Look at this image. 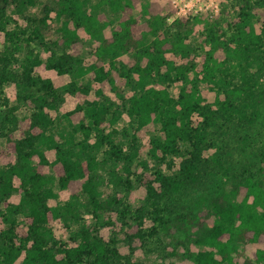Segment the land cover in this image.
I'll use <instances>...</instances> for the list:
<instances>
[{
  "label": "trees",
  "instance_id": "trees-1",
  "mask_svg": "<svg viewBox=\"0 0 264 264\" xmlns=\"http://www.w3.org/2000/svg\"><path fill=\"white\" fill-rule=\"evenodd\" d=\"M20 1L36 5L27 16L33 25L34 37L52 36L51 43L61 49L59 53L52 51L47 60V67L59 74L71 72L79 62L83 46L81 32L98 40L92 51L94 60L80 67V72L89 74L97 84L99 95L111 91L119 93L122 86L131 85L135 92L129 97L128 113L136 119L137 125L132 127L130 151L123 155L111 134L105 133L106 125L112 124L105 119L108 108L97 99L87 100L89 85L71 82L68 91L79 101L63 117L73 130L83 132L84 136L74 143L78 149L73 144L67 145L66 142L71 141L70 134L67 138L63 132H50L52 119L46 110L56 108L60 93L50 78L31 75L32 68L41 63L39 58H26L18 80L17 74L6 69L8 56H0V86L13 79L17 84L36 87L43 92L38 96V110L26 120H18L13 114L15 108L0 97L1 103L7 105L0 129L6 130L2 133L7 136L8 151L16 155L14 163L0 168V201L6 205L2 218L7 224L0 230V264H114L117 251L96 232L82 230L78 233L79 241L72 246L62 245L55 238L50 224L63 209L49 205V199L56 194L48 185L44 166L52 167L60 188L69 192L70 201L64 212H73L75 216L76 205L82 198L95 213L111 204L110 200L100 197L99 185L91 175L97 164L91 150L104 143L109 144L111 157L125 161H131L141 149L151 151L155 158L181 155L179 167L173 174L158 170L142 174L140 182L150 198L167 199L192 185L205 161L207 126L215 123L216 114L246 116L242 107L254 92L247 70L258 53H262L264 8L256 7L249 0H240L234 17L222 18V14L216 13L207 18L199 13L177 15L171 4L161 5L155 0H98L95 9L107 5L119 14L116 25L105 36L104 29L109 21L105 20L104 13L88 9L91 0ZM169 16L173 17L170 22ZM200 25L197 41L201 48L205 46L201 53L189 41ZM0 30L5 31L9 40L19 39L20 32L5 30L3 7L0 8ZM229 75L231 78L239 76L243 83L230 87ZM170 82L180 84L176 96L168 90ZM210 91L216 92L211 104L208 102ZM242 94L245 98L236 103L235 99H241ZM195 114L203 116V122L194 120ZM17 129L21 137L12 134ZM92 130L96 131L97 140L89 149L86 138ZM142 134L151 137L139 146L135 138ZM59 137L65 141H60ZM181 143H188V148L182 151ZM42 145L55 150L52 161L47 159ZM257 170L258 174L249 172L237 182L234 192H239V199L214 197L203 210L209 222L200 224L205 231L196 241L204 249L195 255L197 264H262L264 163ZM129 172L126 165L124 176L112 172V179L129 187ZM14 178L18 179L17 186ZM14 190L20 192L16 204L7 201ZM17 214L22 215V220L17 219ZM160 219L163 225L170 224L167 219ZM141 225L139 219L129 227L126 233L129 241L143 238ZM243 242L257 243L260 247L246 255L240 250Z\"/></svg>",
  "mask_w": 264,
  "mask_h": 264
},
{
  "label": "rangeland",
  "instance_id": "rangeland-1",
  "mask_svg": "<svg viewBox=\"0 0 264 264\" xmlns=\"http://www.w3.org/2000/svg\"><path fill=\"white\" fill-rule=\"evenodd\" d=\"M155 1L161 5L171 4L174 8V0ZM183 1L187 3L186 14L199 13L207 18H211L216 13L222 14V18H232L236 15L241 3L240 0ZM249 1L260 9L264 8V0ZM97 2L98 0H91L88 9L105 14V20L109 21L104 29V35L107 36L111 28L116 25L119 14L113 12L107 5L95 9ZM91 6L93 7L89 8ZM2 7L5 9V30L20 32L18 33L19 39L12 41L7 38L4 30H0V56L7 55L9 59L6 69L12 70L20 80L21 69L26 58L38 57L41 63L32 68L31 75L50 78L60 93L61 99L56 108L46 109L48 116L52 119L50 132H63L67 138L70 134L71 141H67L66 144H73V147L78 149L79 146L74 143L81 141L84 134L79 130H73L63 114L73 110L79 101L75 94L68 91L69 84L71 82L77 85L87 84L90 86L89 94L86 96L87 100L97 99L108 108L105 119L108 122L112 121V124L106 125L105 133L111 134L114 142L121 147L123 155L129 153L130 144L132 145L131 142H133L132 127L137 125L136 119L128 113L129 97L135 90L129 85L122 86L119 93L111 91L99 95L96 93L97 84L90 79L89 74L86 71L80 72V67L84 68L94 60L92 51L98 40L84 31L81 32L83 46L79 53V62L75 64L71 72L59 74L55 69L47 67V60L52 51L59 53L61 49L51 43L52 36L34 37L33 25L27 18L36 5L23 4L20 0H0V8ZM135 13H138V9ZM172 18L169 16L168 22ZM201 29L202 25L197 26V31L189 38L190 43L199 53L205 49V46L201 48L197 41ZM261 50L262 53H258L247 70L248 75L251 76L250 81L254 92L252 98L246 99L247 102L242 107L246 116H239L238 113L229 115L220 112L216 114L215 123L207 126V148L203 150L205 161L200 166L197 181L173 193L171 197L167 199L148 197L146 187L140 182V177L144 172L150 173L156 170L173 174L179 167L180 154L155 158L151 151L141 149L131 161H125L122 158L110 156L108 143L92 148L91 154L95 156L97 164L91 175L99 185L100 197L110 200L111 204L105 210L95 213L82 198L81 202L76 205V216L72 214L73 212H64V208L70 201V194L66 189L60 188L52 167L48 164L44 166L43 171L48 178V185L56 194L55 197L49 199V205L63 209V213L50 224L60 244L75 245L79 241L78 233L86 230L96 232L105 243L115 248L117 254L114 264H197L195 255L199 250L204 249V246L196 241L205 231V227L200 224L209 222L203 210L214 197L239 199L241 197L239 192L235 194L237 182L249 172L258 174L257 169L264 163V44ZM227 79L231 82L230 87L233 84L243 83L239 76L231 78L229 75ZM179 86L178 82L168 83V90L172 96L177 95ZM41 94L43 92L36 87H24L13 79H8L0 86V97L7 99V105L15 108L13 114L18 120H26L38 110L40 106L38 96ZM215 94V91L208 93L209 104L214 102ZM245 96L242 94L241 99H235V102L240 103ZM7 105L0 101V122ZM215 107L217 108V105ZM81 115L84 117V112ZM193 119L203 122V116L198 114H195ZM85 122L88 123V120ZM2 132L6 130L1 131L0 129V168H5L15 162L16 155L8 151V139ZM12 134L21 137L19 129L13 130ZM150 137V134H142L135 140L141 146V144H146ZM63 140L65 141V138H60V141L63 142ZM96 140V131L92 130L86 138L89 149ZM180 147L183 151L188 148V143H181ZM41 148L47 159L52 161L55 157V150L48 149L45 145ZM126 165L130 170L128 177L131 184L129 187L117 179L114 181L112 179V172L124 176L123 170ZM14 184L16 186L19 184L18 179L14 178ZM154 185L157 187L158 183ZM19 198L20 192L14 190L7 197V201L16 204ZM5 210L6 205L0 201V230L7 227L2 218V212ZM140 216L142 217L139 218ZM160 217L167 219L170 224L163 225ZM17 219L22 220V215L17 214ZM139 219L142 220L139 228L144 236L142 239H135L131 242L126 233L129 232V227L137 223ZM241 245L240 250L246 255H251L254 249L260 247L257 243L243 242ZM262 264H264V259Z\"/></svg>",
  "mask_w": 264,
  "mask_h": 264
},
{
  "label": "built area",
  "instance_id": "built-area-1",
  "mask_svg": "<svg viewBox=\"0 0 264 264\" xmlns=\"http://www.w3.org/2000/svg\"><path fill=\"white\" fill-rule=\"evenodd\" d=\"M174 8L176 9L177 15L186 14L187 3H185L184 1L182 2V0H174Z\"/></svg>",
  "mask_w": 264,
  "mask_h": 264
}]
</instances>
